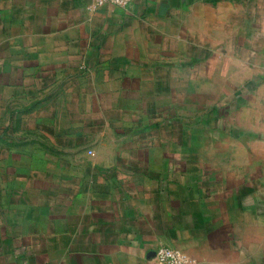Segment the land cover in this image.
Instances as JSON below:
<instances>
[{
  "label": "crops",
  "instance_id": "obj_1",
  "mask_svg": "<svg viewBox=\"0 0 264 264\" xmlns=\"http://www.w3.org/2000/svg\"><path fill=\"white\" fill-rule=\"evenodd\" d=\"M262 1L0 0V79L60 82L66 91L69 82H93L78 94L103 115L123 114L119 128L160 126V83L195 81L197 65L254 67L226 76L220 90L209 69L205 95L224 99L206 105L205 136L192 139L189 155L161 154L160 138L128 137L118 140L124 150L93 156L126 165L90 171L78 217L62 227L64 264H160V245L195 264H264ZM214 50L225 56L214 59ZM182 64L193 67L188 79L173 69Z\"/></svg>",
  "mask_w": 264,
  "mask_h": 264
},
{
  "label": "rangeland",
  "instance_id": "obj_2",
  "mask_svg": "<svg viewBox=\"0 0 264 264\" xmlns=\"http://www.w3.org/2000/svg\"><path fill=\"white\" fill-rule=\"evenodd\" d=\"M260 6L263 10L264 1ZM263 35H257L260 37L256 40L264 41ZM249 52L245 51L246 63L254 60ZM213 54L214 59L225 56L222 51L214 50ZM242 67L245 76L252 74L254 67L250 64H201L196 67L195 81L160 83V126L148 123L132 128L128 122L125 129L119 128L117 121L123 114L107 111L103 115L99 108L93 109L95 99L88 93L78 94L82 88L92 89L93 82H69L66 91L60 82L47 88L48 83L13 81L8 75L1 78L0 264H29L35 260L42 264L66 263L62 227L78 217V204L80 208L86 194L84 188L93 180L90 171L126 165L93 161V156L104 155L111 147L124 150L118 140L128 137L160 138L161 154L189 155L194 150L192 139L205 136L206 105L224 99L206 97L209 69L212 68L214 88L220 90L228 85L224 82L226 76L234 79ZM173 69H180L185 79L193 72L192 66L183 64ZM129 152L130 148L125 153ZM174 163L167 164L172 168ZM187 165L185 162L186 168ZM118 191L123 193V188Z\"/></svg>",
  "mask_w": 264,
  "mask_h": 264
},
{
  "label": "built area",
  "instance_id": "obj_3",
  "mask_svg": "<svg viewBox=\"0 0 264 264\" xmlns=\"http://www.w3.org/2000/svg\"><path fill=\"white\" fill-rule=\"evenodd\" d=\"M95 5L112 3L125 5L131 0H93ZM153 258L163 264H195L194 259L181 248L171 245H160L153 251Z\"/></svg>",
  "mask_w": 264,
  "mask_h": 264
}]
</instances>
